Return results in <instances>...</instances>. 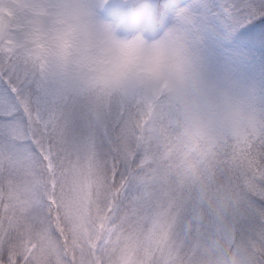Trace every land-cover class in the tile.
Returning <instances> with one entry per match:
<instances>
[{"label": "rangeland", "instance_id": "rangeland-1", "mask_svg": "<svg viewBox=\"0 0 264 264\" xmlns=\"http://www.w3.org/2000/svg\"><path fill=\"white\" fill-rule=\"evenodd\" d=\"M147 2L80 10L110 39L178 37L186 87H77L30 52L23 19L0 0V264H264V52L218 47L206 0H174L155 24ZM108 169L126 173L124 189Z\"/></svg>", "mask_w": 264, "mask_h": 264}, {"label": "clouds", "instance_id": "clouds-1", "mask_svg": "<svg viewBox=\"0 0 264 264\" xmlns=\"http://www.w3.org/2000/svg\"><path fill=\"white\" fill-rule=\"evenodd\" d=\"M81 2L51 0L40 14L30 3L18 5L5 0L4 6L12 10L14 17L23 19L30 52L37 59L55 62L77 87L111 94L130 85L188 86V53L178 37L148 45L133 39L103 37L91 17L80 10ZM191 139L193 146L199 143L196 137Z\"/></svg>", "mask_w": 264, "mask_h": 264}, {"label": "snow or ice", "instance_id": "snow-or-ice-1", "mask_svg": "<svg viewBox=\"0 0 264 264\" xmlns=\"http://www.w3.org/2000/svg\"><path fill=\"white\" fill-rule=\"evenodd\" d=\"M199 7L218 47L264 52V0H206ZM175 8L174 0H148L141 15L155 24Z\"/></svg>", "mask_w": 264, "mask_h": 264}, {"label": "trees", "instance_id": "trees-1", "mask_svg": "<svg viewBox=\"0 0 264 264\" xmlns=\"http://www.w3.org/2000/svg\"><path fill=\"white\" fill-rule=\"evenodd\" d=\"M0 15L4 16V11H2V9L0 8ZM2 32V31H1ZM134 144V145H133ZM131 152H133L132 154V160L128 162L126 167L127 169H124L128 174L130 171H133L135 168L138 167L139 165V152H138V148L136 146V142L131 143ZM120 168H124V167H120ZM106 174V180L108 182H110V188L115 189V191H120L121 189H124L127 186V176L126 173L123 175H119L118 173V169L114 172V174L110 173L109 169L105 171ZM112 178V180H111Z\"/></svg>", "mask_w": 264, "mask_h": 264}]
</instances>
